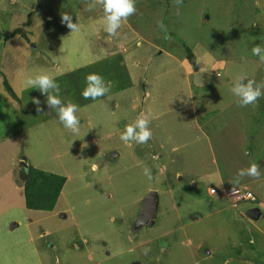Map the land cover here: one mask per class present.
<instances>
[{
    "label": "rangeland",
    "instance_id": "374dc122",
    "mask_svg": "<svg viewBox=\"0 0 264 264\" xmlns=\"http://www.w3.org/2000/svg\"><path fill=\"white\" fill-rule=\"evenodd\" d=\"M89 3L0 0V264H264V96L241 107L230 91L241 74L264 81L251 51L264 48V0H136L115 37ZM186 47L204 89L186 83ZM39 71L78 105V133L44 115L46 96L24 82ZM89 73L110 92L84 99ZM140 112L152 113V138L125 145L120 133ZM250 162L261 179L230 183ZM28 165L66 178L52 212L25 208ZM241 184L256 202L232 204ZM150 191L157 202L143 222ZM256 205L261 217L242 216Z\"/></svg>",
    "mask_w": 264,
    "mask_h": 264
},
{
    "label": "clouds",
    "instance_id": "9594fccd",
    "mask_svg": "<svg viewBox=\"0 0 264 264\" xmlns=\"http://www.w3.org/2000/svg\"><path fill=\"white\" fill-rule=\"evenodd\" d=\"M182 3L183 0H173V4L177 8H179ZM96 5H99L102 8V24L104 31H106L111 37H115L122 22L127 21V19L130 16L135 15L137 11L136 0H91V3L88 4V10H92ZM61 23L66 25L71 30V33L80 32L79 25L73 22L72 16L67 12L61 14ZM158 27L161 30L165 29L162 21L158 22ZM251 51L253 55L259 57L261 65H264V48L257 44L253 45ZM24 82L29 88H36L42 95L46 96L48 109L55 113L64 128L72 133L79 132L80 120L76 114L79 110L78 105L71 101L64 102L60 98L61 89L55 76L49 74L47 71H39L35 74L26 76ZM111 88V81H105V79L97 73H89L85 77V86L81 95L86 100H97L108 94ZM230 91L237 98L236 103L238 106H256L259 98L264 96V81L258 83L255 79H249L246 74H241L235 78ZM33 102L37 105L38 112L43 111L39 106L40 101L38 99L34 98ZM152 118L151 112H140L134 121L125 126L120 133L119 139L125 145L131 143L146 144L152 138V131L150 128ZM244 154L248 155L247 152ZM23 171L27 173L28 169L25 168ZM143 174L149 180L152 179L151 170L148 167L143 168ZM246 176L255 180H260L262 176L260 165L257 162H250L247 167L241 168L237 171L236 175L230 180V183L239 184L241 179ZM213 192H215L214 189ZM243 202H256V197L254 201ZM250 208H257V205ZM261 213L262 211H260L259 217H261ZM242 216H246V213L242 214ZM149 251L150 248L143 249L145 255H147ZM225 264H228V262L226 261Z\"/></svg>",
    "mask_w": 264,
    "mask_h": 264
},
{
    "label": "trees",
    "instance_id": "16d2710c",
    "mask_svg": "<svg viewBox=\"0 0 264 264\" xmlns=\"http://www.w3.org/2000/svg\"><path fill=\"white\" fill-rule=\"evenodd\" d=\"M22 184L24 206L29 210L52 211L66 178L28 165Z\"/></svg>",
    "mask_w": 264,
    "mask_h": 264
},
{
    "label": "crops",
    "instance_id": "0c3cea01",
    "mask_svg": "<svg viewBox=\"0 0 264 264\" xmlns=\"http://www.w3.org/2000/svg\"><path fill=\"white\" fill-rule=\"evenodd\" d=\"M184 49H185V47L184 46H182ZM186 49H188L190 52H189V54H190V57L188 56H186V55H184L185 56V58L187 59H182L181 60V62H180V64L181 65H183L184 66V68H185V78H186V80H187V84L188 85H190L192 88L193 87H197V88H202V89H204V88H206L208 85H209V82H208V80L207 79H205V76H203V74L199 71L198 72V70H197V68L195 67L196 65H197V61H194V60H196V55L192 52V49L191 48H189V47H186ZM185 61H188L189 62V64H190V62H193L192 64H193V66L195 67V68H190V67H186V65H185ZM195 73H197L198 74V84H196L195 82H194V74ZM189 86V87H190ZM191 87H190V89H191ZM192 98V102L194 101V98H193V96L191 97ZM7 103V102H6ZM11 104V103H10ZM12 105V104H11ZM13 107H14V105H13ZM43 109H44V107H42ZM15 109V108H14ZM15 112H16V110H14ZM44 115H46V116H49V117H52V113H51V111H49V109H48V107H47V110H46V106H45V109H44ZM14 134H12V135H10L9 137H12ZM8 137V138H9ZM223 185H225V186H223V187H227V186H229V187H232L233 186V184H230V183H228V184H223ZM234 186H237V185H234ZM240 186H242V184L240 185ZM243 187V186H242ZM55 208V207H54ZM257 208H259L260 209V211L262 210L261 209V207L260 206H257ZM29 210V209H28ZM54 210V209H53ZM52 210V211H53ZM36 211V210H35ZM52 211H50V212H52ZM46 212H49V211H46ZM45 231H43V233H39V235H38V237L39 238H41V237H43V236H45L46 235V232L44 233ZM35 250V249H34ZM36 251V250H35Z\"/></svg>",
    "mask_w": 264,
    "mask_h": 264
},
{
    "label": "water",
    "instance_id": "95a60500",
    "mask_svg": "<svg viewBox=\"0 0 264 264\" xmlns=\"http://www.w3.org/2000/svg\"><path fill=\"white\" fill-rule=\"evenodd\" d=\"M198 81H199L198 80V74L195 73L194 74V82L196 84H198ZM156 202H157V194L154 191H150L149 195L142 202V204H143V214H144V217H143L142 221L143 220L145 221L147 217H150L152 215V211L151 210H153V208L155 207ZM259 214H260V210L258 208H254V209H251V212L246 213V216H248V217L250 216L251 218L256 219V218L259 217ZM142 221L141 220L140 221L137 220V223L139 224Z\"/></svg>",
    "mask_w": 264,
    "mask_h": 264
},
{
    "label": "built area",
    "instance_id": "2783aa9c",
    "mask_svg": "<svg viewBox=\"0 0 264 264\" xmlns=\"http://www.w3.org/2000/svg\"><path fill=\"white\" fill-rule=\"evenodd\" d=\"M210 191L211 193H215L213 192V188ZM227 195L229 197L230 196L232 197L231 201L233 205L238 204L243 201H254L255 200L254 195L244 187L243 188H240V187L231 188L229 192L227 193Z\"/></svg>",
    "mask_w": 264,
    "mask_h": 264
},
{
    "label": "flooded vegetation",
    "instance_id": "af4514ba",
    "mask_svg": "<svg viewBox=\"0 0 264 264\" xmlns=\"http://www.w3.org/2000/svg\"><path fill=\"white\" fill-rule=\"evenodd\" d=\"M24 159V158H23ZM20 163H22V161L20 160ZM22 165L25 167V164L24 163H22Z\"/></svg>",
    "mask_w": 264,
    "mask_h": 264
}]
</instances>
